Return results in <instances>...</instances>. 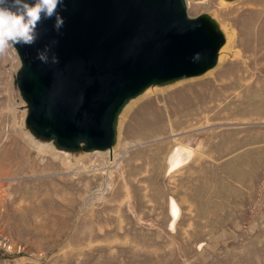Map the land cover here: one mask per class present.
I'll return each mask as SVG.
<instances>
[{
	"label": "rangeland",
	"instance_id": "obj_1",
	"mask_svg": "<svg viewBox=\"0 0 264 264\" xmlns=\"http://www.w3.org/2000/svg\"><path fill=\"white\" fill-rule=\"evenodd\" d=\"M213 9L226 56L139 96L113 150L72 163L22 135L17 54H0V264H264V0L189 4ZM220 83L210 109L167 104Z\"/></svg>",
	"mask_w": 264,
	"mask_h": 264
},
{
	"label": "water",
	"instance_id": "obj_2",
	"mask_svg": "<svg viewBox=\"0 0 264 264\" xmlns=\"http://www.w3.org/2000/svg\"><path fill=\"white\" fill-rule=\"evenodd\" d=\"M190 1L198 0H64L57 9L64 19L59 32L55 17L44 19L35 44L13 46L20 129L71 163L111 152L132 101L220 62L228 31L214 9L190 14ZM46 47L49 61L42 63L37 52Z\"/></svg>",
	"mask_w": 264,
	"mask_h": 264
},
{
	"label": "clouds",
	"instance_id": "obj_3",
	"mask_svg": "<svg viewBox=\"0 0 264 264\" xmlns=\"http://www.w3.org/2000/svg\"><path fill=\"white\" fill-rule=\"evenodd\" d=\"M63 2L64 0H33L30 4L27 0H0V54L6 53L10 46L16 44H35L39 36L38 25L44 19L55 17L53 28L59 32L64 26V19L57 9ZM48 51L47 47L38 51L37 59L48 63ZM51 61L58 63V58L52 55Z\"/></svg>",
	"mask_w": 264,
	"mask_h": 264
},
{
	"label": "bare ground",
	"instance_id": "obj_4",
	"mask_svg": "<svg viewBox=\"0 0 264 264\" xmlns=\"http://www.w3.org/2000/svg\"><path fill=\"white\" fill-rule=\"evenodd\" d=\"M261 45H262V43H261ZM225 56H226V49H225V46H224L223 49H222L220 60L223 59ZM10 57H11L10 52L7 49L5 59L8 60V59H10ZM226 84H227V82H226ZM216 96H219V97L224 96V83H220V84L215 85L213 87V89L211 90V92L208 93V94L207 93L203 94L200 90L199 91L198 90H193V91L183 90V91H181L178 94H174L173 97L168 98L167 99V104L171 107L172 111H176L178 109H183V108L192 106V105L197 104V103H199L201 101H207L209 103H208V105H206L205 109H210L215 104L213 102V99ZM217 113L218 112H216V114ZM21 133L33 146L37 147L39 150H41V151H51L50 150L51 148L49 146H42V145H39L37 143H33V142L30 141V139L27 137V135H26V133L24 131L21 130ZM52 151H53V149H52ZM54 151H56V150H54ZM78 160H80V159H78ZM65 163H67V162L65 161ZM110 166L111 165H106L105 168H107L108 171H110ZM170 204H172V203H170ZM171 212H172L174 218H177L179 211H178L177 205L175 203H173L172 206H171Z\"/></svg>",
	"mask_w": 264,
	"mask_h": 264
}]
</instances>
